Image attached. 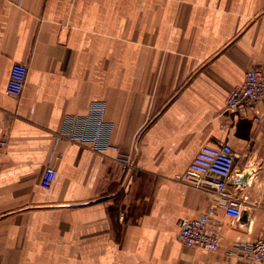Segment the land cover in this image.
Here are the masks:
<instances>
[{"label":"crops","instance_id":"crops-1","mask_svg":"<svg viewBox=\"0 0 264 264\" xmlns=\"http://www.w3.org/2000/svg\"><path fill=\"white\" fill-rule=\"evenodd\" d=\"M15 62L29 67L18 97ZM262 63L264 0H0V264H264L227 253L264 228V100L261 123L225 110ZM97 101L108 148L56 140ZM220 142L236 152L227 193L246 197L245 220L175 178ZM208 210L219 249L186 247L178 221Z\"/></svg>","mask_w":264,"mask_h":264},{"label":"built area","instance_id":"built-area-1","mask_svg":"<svg viewBox=\"0 0 264 264\" xmlns=\"http://www.w3.org/2000/svg\"><path fill=\"white\" fill-rule=\"evenodd\" d=\"M29 67L24 62L13 63L6 84V93L18 97L26 84ZM264 100V63L247 70L243 83L232 89L226 97L225 110L239 118H250L262 122L260 105ZM106 103L93 102L87 115L65 117L56 140L65 139L71 143L87 147L95 152H103L110 145L112 125L106 121ZM8 139L0 137V150L6 148ZM236 152L229 142L215 145L203 144L188 168L176 179L197 188L213 190L214 195L224 201L227 215L235 220L244 213L243 198L227 193V187L235 176ZM132 165L124 161L123 170ZM56 176V169L45 166L40 177V185L50 188ZM216 177V178H215ZM206 188V189H207ZM179 239L188 248L216 251L220 247V230L212 211H204L195 219L182 218L178 221ZM228 255H241L252 263L264 262V228L259 237L250 243H237Z\"/></svg>","mask_w":264,"mask_h":264},{"label":"water","instance_id":"water-1","mask_svg":"<svg viewBox=\"0 0 264 264\" xmlns=\"http://www.w3.org/2000/svg\"><path fill=\"white\" fill-rule=\"evenodd\" d=\"M246 215H247V213H244L241 218L245 220L246 219Z\"/></svg>","mask_w":264,"mask_h":264},{"label":"rangeland","instance_id":"rangeland-1","mask_svg":"<svg viewBox=\"0 0 264 264\" xmlns=\"http://www.w3.org/2000/svg\"><path fill=\"white\" fill-rule=\"evenodd\" d=\"M243 199L246 201L247 199H246V197H243Z\"/></svg>","mask_w":264,"mask_h":264}]
</instances>
